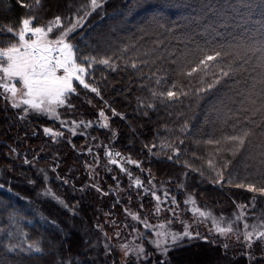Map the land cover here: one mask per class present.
<instances>
[{"label": "trees", "instance_id": "trees-1", "mask_svg": "<svg viewBox=\"0 0 264 264\" xmlns=\"http://www.w3.org/2000/svg\"><path fill=\"white\" fill-rule=\"evenodd\" d=\"M26 2L32 3L33 0ZM260 2L261 0H103V7L87 16L83 27L77 29L76 40L80 41V51L85 55L103 54L105 51L112 55L116 47L130 46L127 56L117 61V71H101L103 66L97 65L94 72L97 80L106 77L102 81L104 99L124 113L126 119L111 117L108 110L110 129L99 128L97 115L99 108L104 107V102L95 94L79 87L78 94L71 98L75 107L60 111L64 118L93 121L96 127L89 129L91 135L87 139L79 134L70 137L66 133L65 138L53 145L43 135V126L58 127V121L35 113L20 120L18 110L11 108L0 98V183H6V187L0 189V229H3L0 231V261L3 264H60L62 260H71L72 264H124L118 253L120 241H111L113 251L106 255L103 232L97 230L96 225H104V230L112 236L115 229L106 221H116L122 227L125 222L134 224L130 217L126 219L124 206L129 203L131 195L132 208L139 209L141 198L137 196L135 189L122 191L119 197L123 203L113 207L117 199L115 194L104 196L91 187L80 190L89 183L85 160H92V156L82 149L101 141L105 144L112 143L114 150L140 159L145 169H151L158 185L171 178L172 182L165 183L164 187L171 189L180 203V209L177 210L179 218L171 223L175 229L184 225L181 221L191 223L192 213L184 205L188 194L196 197L199 206L208 207L216 215L223 214L231 218L237 211V205L244 204L248 206L249 223L256 222L258 218L264 219V197L227 183L221 187L211 182L206 161L215 158V146L205 143L214 136L219 138L222 131L225 134L232 131L230 125L220 123L218 110L230 108L233 112H238L242 106H251L248 102V90L258 69L253 71L251 64L246 65L247 71L222 77L219 84L205 93H196L194 90L201 86V81L211 82L214 77L220 76L221 66L210 62L207 69L194 73L192 77L187 76L190 67L195 66V62L205 54L224 51L228 45L237 42L252 44L261 38L262 17L260 10L255 7ZM87 6L88 0H42V8L35 23L45 24L56 15L71 16L74 19L76 12L79 10L83 15V9ZM28 11L20 6L19 0H0V29L9 25L18 26ZM138 15L142 17L136 18ZM153 17L160 19L172 31L165 32L161 29L158 33H141L139 29ZM110 35L115 36L113 49H108L103 44L97 48L98 38ZM133 45L134 48L131 47ZM152 49H155L154 55L159 58L144 55ZM116 55L123 54L116 52ZM220 59L223 61L226 58ZM131 60L138 61L137 69H132L127 62ZM252 64H255V59ZM153 72L157 74L152 75ZM142 77L144 88L140 86ZM157 79L161 81L159 85L155 83ZM173 85L177 92H186L188 95H181L167 104L157 102L153 109L138 108V98H148L150 88L166 91ZM258 91L257 88L256 93ZM251 99L256 101L255 107L259 108L258 95L253 94ZM145 111L147 115L144 114ZM253 118L257 122L261 120L259 114ZM185 123L188 131L182 133ZM113 132L116 133L114 137ZM92 136L97 137V140L93 141ZM69 138L73 143L68 142ZM181 139L184 140L182 145L179 143ZM152 143L157 145L153 149L155 155L144 148L145 144ZM164 143H174L181 148L179 162L168 160L167 157L172 152L167 148L161 150L160 145ZM12 147H18L19 158H14V154L10 152ZM98 151L101 166L96 180L100 186L105 191L113 186L114 191L116 181L112 176L118 175L123 188L128 189V177L120 174L119 169L107 171L104 149L100 148ZM251 151L236 158L231 176L234 182L255 181L259 178L261 172L258 158H250ZM36 153L41 157L38 164L34 167L23 164L24 154L31 159ZM54 161H59L56 172L51 170ZM185 161L192 165V170L184 167ZM41 168L48 172L47 182L39 171ZM197 168L202 169L205 175L201 176L194 170ZM133 171L135 175L144 178L139 169ZM57 173L68 177L70 183L64 184L57 179ZM29 180L35 183H29ZM8 182L11 184V192L8 191ZM177 182L186 187L178 190ZM45 190L54 195L45 196ZM254 195H257V199L253 207L251 204ZM57 197L75 206V214L58 203ZM143 203L145 208L141 211L144 215L154 211L155 202L151 196L144 197ZM8 208L20 210L27 217L26 220H21L19 229L13 230L11 237L6 235L11 230L8 228ZM105 213L111 215L106 216ZM171 215L165 209L159 214V221H163L165 217L170 218ZM150 223L155 225L158 219L154 216ZM200 226L197 223L194 225L200 237L194 236L170 247L168 264H181L190 255L186 251L192 249L198 252L195 257L197 261L208 257V252H212L215 259L228 264H264V243L257 242L253 246L256 259L250 261L241 254L247 249L241 245L233 249L227 240L210 237ZM237 226L242 229L243 223L240 222ZM137 227L144 231L142 225ZM133 235L135 234H130L129 229H123L122 237L131 241ZM204 236L209 239H203ZM150 237L149 233L144 243L153 254L151 259L155 260L159 253L148 243ZM51 239L63 241V246L58 250H46L40 259L32 258L40 254L33 253L29 256L19 249L14 252L4 250V246L9 243L26 247L35 240L42 241L47 249V242ZM225 243L228 244L227 248L224 247Z\"/></svg>", "mask_w": 264, "mask_h": 264}, {"label": "snow or ice", "instance_id": "snow-or-ice-1", "mask_svg": "<svg viewBox=\"0 0 264 264\" xmlns=\"http://www.w3.org/2000/svg\"><path fill=\"white\" fill-rule=\"evenodd\" d=\"M22 8L28 9V14L25 15L17 25H9L5 29H0V98L11 108L17 109L20 120H25L31 114L46 116L48 119L58 121L57 126H43V135L47 137L53 145L59 143L62 138L66 137V133L70 137L82 135L87 139L91 133L88 129H93L96 125L92 120L64 118L61 114V109H72L75 106L71 102L73 95L78 94V88L82 87L90 93L95 94L101 101L104 102V107L99 108L97 115V123L101 129H110V117L107 111L110 110L111 117L119 116L122 120L126 119L124 113L119 112L111 103L104 99L102 81L97 80L94 72L96 66H103L104 69L110 71H117L119 68L118 60L125 58L130 50L129 45H124L123 48L116 47L113 54L109 55L107 51L103 54L85 55L80 51V41L76 40L77 29L83 27L84 20L97 9L103 7V0H88V6L83 9V15L78 10L73 19L71 16L62 17L56 15L48 20L45 24H36L35 21L42 8V0H33L32 3H27L26 0H19ZM245 7H252V5H245ZM256 8L260 10L262 17L261 21V38L252 44L245 42H237L227 46L224 51H213L211 54H205L203 58L195 62V66L190 67L187 71V76L192 77L194 73H198L203 69H207L209 63H214L221 66L220 76L214 77L211 82L201 81V86L194 91L196 93H205L213 89L220 83L222 77H227L230 74L247 71L246 65H252V70L258 69L257 75L252 77V84L248 90V102L251 106H242L238 112H233L232 109H220V123L230 125L231 132H221L219 138L215 136L205 141L208 145L215 146V158H209L206 163L209 169L208 175L213 184L223 187L226 183L233 185L236 188L245 189L247 192L257 194L259 197H264V0L257 5ZM163 29L165 32H171L172 29L167 27L160 19L153 17L145 23L139 31L144 34L158 33ZM83 39V37H82ZM114 35L100 36L98 38L97 48L103 44L108 49H113ZM134 48V45L131 46ZM116 52L123 55L118 56ZM155 49L146 51L145 56H154ZM221 57L226 59L221 61ZM255 59V64H252ZM131 64L132 69H137L138 61H127ZM145 63V61H139ZM153 72L152 75H156ZM143 77L140 81L141 88H144ZM156 85L161 81L157 79ZM259 89L256 93V89ZM253 94H257L260 99V107L256 108V101L251 99ZM181 95H188L186 92H177L175 85L168 88L166 91L159 88L151 89L148 98H138V108L153 109L157 102L167 104L178 99ZM251 113V115H248ZM147 115V111L144 112ZM259 114L261 120L257 122L253 117ZM243 116V119H241ZM188 131V125L185 123L181 129L182 133ZM35 135V133H33ZM112 136H116L113 132ZM93 141L97 137L92 136ZM69 143H73L68 139ZM180 145L184 140L179 141ZM75 147V144H73ZM157 145L155 143L145 144L144 148L152 155H155L153 149ZM104 149V157L107 160L106 170L109 172L119 169V173L126 175L129 179L128 189H124L122 182L118 175H113L112 179L116 181L114 186H109V190L105 191L97 182L96 177L99 175L98 169L101 166V157L99 149ZM161 150L165 148L170 149L172 154L167 158L179 162L181 148L174 143H164L160 145ZM43 150V149H41ZM95 151V154L94 153ZM250 158H258L260 165V176L255 181L234 182L231 179L233 165L236 158L249 152ZM87 155L92 156L91 162L85 160V168L88 171L89 183L81 187V191L86 188H94L97 192L104 196H117L113 207L123 203L119 194L122 191L136 190L137 196L141 198L139 209H133L131 202L133 197L129 195V203L124 206V213L126 219L128 217L134 221V224L125 222L123 227L117 224L116 221H106L115 230L112 236L104 230V225L97 223V230L103 232L105 254L110 255L113 251V244L111 241H120L118 244L119 250L123 256L124 264H168L167 254L170 247L175 246L179 241L188 238L200 237L197 231L193 233L191 225L184 223V231L177 233L171 231L167 225H170L174 220L178 219L177 210L180 209V203L176 195H173L171 189L164 187L165 183H171V178L167 182H161L160 185L156 183V177L152 174L151 169H145L143 162L140 159L133 158L130 154L125 155L120 150H114L112 143L105 144L103 141L89 145L82 149ZM10 152L14 154V158H19L20 152L18 147L10 148ZM231 157V158H230ZM41 157L39 153L28 158L24 154L23 164L35 166L39 163ZM131 166V167H129ZM184 167L192 170V165L184 162ZM59 168V161H54L51 165V170L56 172ZM133 169H139L141 174H144L142 179L140 176L134 174ZM201 176L205 175L202 169H194ZM40 172L44 175V181L48 180V172L41 168ZM187 175V173L185 174ZM57 179L62 180L64 184H69L68 177L61 176L57 173ZM29 183H35L29 180ZM6 183H0V189H4ZM8 191H12L11 184H7ZM75 187V186H74ZM186 186L177 182V188L183 189ZM45 196L54 195L48 190L43 193ZM257 195L252 197V206H255ZM151 196L154 204V211L147 215L142 213L145 208L143 198ZM58 203L62 204L64 208L69 209L75 214V206L56 198ZM186 210L192 213L193 222L199 224L204 222L211 223V231L218 237H223L226 240L235 236L236 241L239 242L242 248L247 251L242 252L250 261L255 260L256 257L252 251L253 246L257 242L264 243V219H257L256 222L249 223L247 207L244 204L237 205V211L233 213L231 218L225 217L221 214L219 217L214 215L211 210H207L198 205L195 196L188 194L184 200ZM166 209L171 213V217H165L163 221H159V214ZM8 228L11 229L6 232L8 237H11L13 230H18L21 220H26L27 217L22 211L15 208H8ZM110 216L111 213H105ZM158 219V223L153 225L150 223L153 217ZM242 222V229L237 225ZM55 223V221H52ZM226 224V226H224ZM137 225H142L141 231ZM129 229L133 239L129 241L122 237L123 229ZM3 231V229H0ZM151 234L148 243H150L159 256L152 260L150 253L144 243L145 237ZM208 240L209 237H202ZM48 248L43 246L42 241L35 240L29 242L26 247L22 245H13L11 243L4 246L6 252H14L17 249L21 253H26L32 256L33 253L40 254L32 258L40 259L46 250H58L63 246V241L51 239L47 242ZM225 248L228 244L225 243ZM264 256V253H262ZM0 264H3L0 261ZM60 264H72L71 260H62Z\"/></svg>", "mask_w": 264, "mask_h": 264}, {"label": "rangeland", "instance_id": "rangeland-1", "mask_svg": "<svg viewBox=\"0 0 264 264\" xmlns=\"http://www.w3.org/2000/svg\"><path fill=\"white\" fill-rule=\"evenodd\" d=\"M146 15H147V13H146ZM142 17V15H138V16H136V18H141ZM123 23H126V22H123ZM59 123V122H58ZM88 131H89V129H88ZM252 205V204H251ZM204 209H207V210H210L208 207H206V206H204L203 207ZM212 211V210H211ZM214 213V212H213ZM214 215H216L215 213H214ZM217 217H219L220 215H216ZM190 225H191V230L193 231V233H195L196 231H195V229H194V225H195V222H193V218H192V220H191V223H190ZM199 225H201L200 227H203V229L207 232V233H209V235H210V237L212 236V237H214V238H217V239H219V240H223V241H226V239L225 238H223V237H218V236H216V235H214V233L211 231V223H210V221L209 222H204V223H199ZM224 226H226V224L224 225ZM167 227L171 230V231H173V232H177V233H182L183 231H184V225L183 226H181L180 228H177V229H175V227H173V226H171V224L170 225H167ZM195 236V235H194ZM193 236V237H194ZM80 239V238H79ZM188 238H185V239H183V240H181V241H179L177 244H180V243H182V242H184L185 240H187ZM227 242H229V244H230V247L231 248H233V249H235V248H238L241 244L239 243V242H237L236 241V238H235V236L233 235V236H231V238H229V239H227ZM151 245V244H150ZM152 246V245H151ZM187 252V255L188 254H190L189 255V257L188 258H186V259H183L182 261H181V264H228L227 262H225V261H221V260H219V259H215L214 258V256H212V252H208V257H203V259L200 261H197L196 259H195V257H196V253H198V252H196V249H192V250H190V251H186ZM118 253H119V255H120V258L123 260V256H122V253H121V251L120 250H118ZM192 254V255H191ZM184 256V255H183Z\"/></svg>", "mask_w": 264, "mask_h": 264}]
</instances>
